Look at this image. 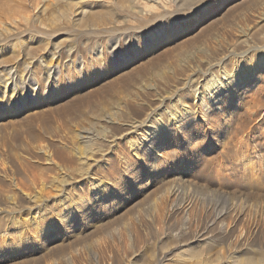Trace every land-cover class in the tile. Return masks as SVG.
I'll return each instance as SVG.
<instances>
[{"label":"rangeland","instance_id":"374dc122","mask_svg":"<svg viewBox=\"0 0 264 264\" xmlns=\"http://www.w3.org/2000/svg\"><path fill=\"white\" fill-rule=\"evenodd\" d=\"M201 2L202 0H188L184 3H180L177 0H0V32L6 29H16V27L19 31H25V34L30 30V32L33 30L43 32L42 34H35L33 31V33L29 34H35L37 37L39 35L41 39L45 38L43 40L45 44L42 43L40 50L34 56L35 58L32 57L38 62H43V65L47 66L49 64L48 66L51 67L54 64L51 61L53 57L51 54L53 53L57 54L60 52L63 56L60 62L62 74L60 73V78H58L61 82L56 80L46 83V87L41 94L45 95L48 91L60 92V98L49 101L40 108L29 112H23L18 109L12 115L9 114L1 120L0 141L5 147L4 150L10 153L14 149L15 151L13 150V152L15 154L27 155L26 144L32 141V136H35L38 144L44 142L43 144L51 146L53 150L59 153H66L68 155V162L66 163L68 170H65L68 172L66 173H70L69 175H72V177H79L83 173L81 170L86 172L88 164L80 160V157L74 151H71L70 146L66 148L63 143H60V137L68 132L67 129L70 126L72 128L73 125L80 124V130H89L97 134L101 131L99 130L101 121L110 118L114 112L123 109V113L118 114L117 120L119 121H117L116 128H111V132H113L109 136H114L109 138V141H111L126 134L124 125L128 122L126 114L129 110L133 112L130 116L135 119H143L146 114L151 113L153 110L154 113L156 112L155 115L162 110H165L164 112L167 114L171 109V102L179 94L190 91L192 96L199 95L202 91V85L212 78L209 74L211 72L209 63H217L225 58L226 61H223V65L229 66L226 67L227 70L225 71L230 74L237 62L239 63L242 60L248 59L250 63L260 64L262 53L258 51H253L251 52L252 54L249 53L243 58L240 56L236 57L234 54L240 53L239 51L243 53L251 46L253 47V45H260V47L264 45V0H218L211 12L208 10L197 11ZM80 12H84L83 15ZM81 20L83 25L78 24L81 23ZM19 22L21 23L20 26ZM10 26L12 27L10 28ZM35 27L37 28L35 29ZM246 27H249L248 30L245 29ZM50 28L58 35V40L53 41L51 39L52 31H49ZM148 29H153L157 34H155L156 36L153 34L154 36L151 40V42H156L153 48H148L146 45V37L148 40L151 38L146 36ZM245 31L254 36L250 37L252 39L251 42L246 38ZM240 32L244 33L240 35ZM46 39L47 43L45 42ZM23 40L25 41V38ZM15 42L17 43L15 48L19 46L18 49L22 51V46L26 42L21 43V41L17 40ZM238 43L240 44L237 46ZM110 48L113 51L125 48L132 55L110 62V57L113 54L109 51ZM18 49L15 51L17 53L21 52ZM72 50L73 52H71ZM51 51L54 52L51 53ZM70 52L72 53V57H70L75 61L70 59V57L67 58ZM226 57L228 58L226 59ZM130 58L135 59V62L120 68ZM14 62L16 63L15 59L9 62L10 65L0 64V68L2 66H12L15 64ZM35 63L36 61L33 62L35 75L41 76L44 71L39 64ZM69 63L72 64L73 68ZM69 66L70 68L68 69ZM37 70L41 72L38 73ZM216 70L217 68L212 70V72ZM225 71L217 75L219 80L225 78ZM183 88L185 89L183 90ZM197 88L198 91H196ZM66 90H68L69 94L65 92ZM240 92L242 93L243 91ZM261 92L264 93V90ZM124 94L125 96L127 95V98ZM260 95L255 96L250 104L251 111L243 110L245 112L237 113L232 119L221 116L223 123L218 124L220 136L215 135V139L212 137L199 159L192 160L190 158L188 163L168 168L166 171L161 169L159 171L153 170L135 188L130 190L121 189L118 193H112V207L106 212L107 215L105 213V217H98L97 214L94 216L87 215V219L71 221L62 231L48 232L46 237H38L37 230L39 232V229H31L30 225L34 223L31 224L25 216L30 213L31 215L29 216L31 217L35 213L39 218L42 215L58 214L57 210L61 209V204L59 205L56 202L55 197H59L64 191V185L61 182L67 179L62 174L65 171H60L56 166L50 165L44 159L38 157V159L33 158L28 161L25 174L20 172L19 178H24L25 182L29 184L30 180L38 179L37 187L30 185L29 188L30 192L35 197L37 196V201L43 204L41 207L38 204L27 202L24 194L15 192L5 179L0 178V209L6 213V218L0 220V237L3 235V239L7 240L5 241L6 243L10 241L11 235L17 232L12 221L15 218H19V216L20 219L27 221L25 226H29L25 229L26 232L24 234L26 235L23 238H19L16 244L21 239H26V236L31 233L34 237L37 235L36 239L28 242L29 246L24 250L25 252L22 254L16 251L13 252V255L18 257V259L10 262V264H127V262L128 264H157V259L167 262L165 264H193L192 260L197 256L207 259L213 255L214 258V254L222 253V251H224L222 254L232 252L230 254L236 255L239 260H242L246 256L244 254L238 255L236 252H248L249 250V252L258 251L264 256V158H262L264 156L262 155L264 154V132L262 131L264 127L258 125L253 130L249 144L251 145V151L256 149L258 152V155L256 154V157L252 158V162L260 170L263 168L262 174L259 173L260 178L250 177L251 174L243 172L241 169L232 170L233 164H235L233 159L236 157V151L231 144L233 141H237L246 130L248 131L249 124V127L257 124L258 120L252 117L253 112L259 111L260 117L264 116V98ZM87 110L90 111L87 112ZM81 112H85V116L80 119L77 114ZM237 115L238 117H236ZM75 117H77V120H74L76 119ZM91 117H96V119ZM228 119L231 122L227 124L226 121ZM214 121L216 120L214 119ZM51 129V135L46 134ZM59 129L60 131H58ZM231 129L234 130L232 131ZM228 136L230 139H226L229 138ZM74 141L76 146H78L80 143L78 139ZM256 143L258 144L256 145ZM79 146L81 147V144ZM255 146L257 147L255 148ZM91 148L97 153L96 156L98 157L102 155L103 151L106 153L110 151L108 144L101 140L94 142ZM125 149H129V143L125 145ZM217 149H219L218 152ZM204 153L210 155H205ZM73 154L76 155L74 156ZM259 155L262 156L260 157ZM238 157L241 158L242 154L240 153ZM262 159L263 161L261 162ZM12 163L15 164L14 159H12ZM222 166H228L231 170L229 169V172L224 171ZM73 168L77 170L75 171ZM77 171L81 172L77 173ZM78 174L80 175L78 176ZM108 174L100 170L96 171V178L92 182L94 186H98L100 181L107 182L109 180ZM184 174L185 178L182 179L180 175ZM52 175H56L60 182L51 181V179H55ZM41 177H45L44 179L48 183L51 182V184L43 185ZM252 178L253 180H250ZM244 179L248 180L245 181ZM246 182H250L248 183L249 185ZM54 185L57 186L55 187ZM173 186L178 189L179 204L183 205L185 202V204L192 203L193 205V208L188 212L191 214L189 221H185L186 214L184 213L175 212L166 215V212L165 214L162 212V214L157 207V203L165 193V190ZM157 192H160V195ZM39 194L41 196H38ZM71 194L70 198L75 196L76 200L82 195ZM6 195L11 197L8 198ZM45 198L50 199L51 202L43 203ZM153 198L155 199L153 200ZM238 204L241 205L239 209L244 211V217L240 221H236L237 218L235 216L239 212L236 208ZM30 205L33 211L26 209ZM260 205H263V208ZM249 207L251 209H248ZM220 213L228 214L223 220L218 222L217 216ZM233 222L235 224H232ZM93 225L94 227H92ZM232 230L234 234L230 242L233 241L232 243L233 245L235 243V246L230 247L229 243H225L222 238ZM200 232L213 239L214 245L209 247L210 249L212 248L210 252L207 247H203L195 250L197 253H192L195 246V243H192L194 241L193 238ZM185 233L187 234L185 235ZM73 238L75 239L73 240ZM129 238L134 239L130 240ZM245 241L248 242L246 243ZM215 245L216 247H214ZM243 248L245 249L243 250ZM81 250L84 251L82 252ZM50 253L53 254L51 255ZM229 253L224 256H229Z\"/></svg>","mask_w":264,"mask_h":264},{"label":"bare ground","instance_id":"6f19581e","mask_svg":"<svg viewBox=\"0 0 264 264\" xmlns=\"http://www.w3.org/2000/svg\"><path fill=\"white\" fill-rule=\"evenodd\" d=\"M178 2L180 3H184L188 0H177ZM45 11V10H44ZM79 11V10H78ZM83 13L84 12H80ZM77 14V13H75ZM11 15V14H10ZM80 15V14H79ZM85 15V14H84ZM10 17V16H9ZM77 17V16H76ZM11 18V17H10ZM14 18V17H13ZM99 18V17H98ZM37 19V18H36ZM2 20V19H1ZM18 20V19H17ZM16 20V21H17ZM21 20V19H20ZM25 20V19H24ZM30 20V19H29ZM38 20V19H37ZM263 20V19H262ZM5 21V20H4ZM3 21V22H4ZM28 21V20H26ZM57 21V20H56ZM86 21V20H84ZM99 22L101 20H98ZM7 22V21H5ZM15 22V21H14ZM13 22V23H14ZM25 22V21H24ZM30 22V21H28ZM36 22V21H35ZM58 22V21H57ZM102 22V21H101ZM2 23V22H1ZM12 23V22H10ZM16 23V22H15ZM20 23V22H19ZM23 23V21H22ZM40 23V21H39ZM43 23V22H42ZM82 20H81V23H78V24H82ZM85 23V22H84ZM6 24V23H5ZM32 24V23H30ZM13 25V24H11ZM21 25V23L19 24V26ZM26 25V23H25ZM29 25V24H28ZM27 25V26H28ZM41 25V24H40ZM45 25V24H44ZM53 25V24H52ZM83 25V24H82ZM81 25V26H82ZM8 26V25H7ZM36 26V24H35ZM49 26V25H48ZM88 26V25H87ZM248 26V25H246ZM251 26V25H250ZM249 26V27H250ZM12 26H10L11 28ZM33 27V25H32ZM31 27V28H32ZM54 27V26H53ZM248 27V28H249ZM30 28V29H31ZM37 27H35L36 29ZM42 28V26H41ZM244 28V27H242ZM241 28V29H242ZM248 28L246 27L245 29L248 30ZM43 29V28H42ZM48 29V28H46ZM237 30V29H236ZM251 30V28H250ZM27 31V30H26ZM31 31V30H30ZM28 31L27 34H25L26 32L25 31H19L16 27V29H11V30H2L0 32V64L2 65H7L9 64L10 61L12 60H16V63L13 64L12 66H2L0 68V121L3 120L6 116H8L9 114H13L15 113V111H17L18 109L20 111H23V112H29V111H32V110H35V109H38L40 108L41 106L45 105V103L47 102H51L52 100L54 101L55 99H59L60 98V92H55L54 91H46L45 95H41L43 90L45 89L46 87V83H50V82H54L56 80H58V82L60 81L58 78L60 73L62 74V66L60 65L61 63V58L63 57L61 55V53H53L54 51H51V55H53L51 61L54 62V64L49 67L48 65H43L41 62H38V60H34L32 57L35 56V54L40 50V47L42 46V43L44 42L43 40L44 39H41V37H37V35L35 34H42L41 32L39 31H35V36L32 34V35H29L30 33H33ZM48 31V30H47ZM49 31H52L51 28L49 29ZM48 31V33H49ZM59 31V30H58ZM250 32V31H249ZM264 32V31H263ZM54 31H52L51 35H52V38L53 41H55L58 37V35L55 33ZM92 33V32H91ZM104 33V32H103ZM108 33V32H107ZM242 32H240V35H241ZM244 33V32H243ZM242 33V34H243ZM252 33V31H251ZM25 34V35H24ZM45 34V32H44ZM50 34V33H49ZM47 34V35H49ZM156 34L155 31H153V29H148V33L146 36H149L151 37L149 40L147 39L146 37V42H147V46L148 48H153L156 44V42H151L153 36ZM254 34V33H253ZM104 35V34H103ZM157 35V34H156ZM155 35V36H156ZM258 35V34H257ZM50 36V35H49ZM98 36V35H97ZM245 36L248 40H250L249 42H251V38L253 35H250V33H247L245 31ZM242 37V36H241ZM254 37V36H253ZM25 38V41L23 40ZM48 38V37H47ZM245 38V40H246ZM21 41V43H25V45L22 46V51L19 48H15V46L17 45V43L15 41ZM49 40V39H48ZM58 40V39H57ZM150 41V42H149ZM15 42V43H14ZM47 43V39L45 41ZM246 42V41H245ZM257 43V42H256ZM45 44V43H43ZM59 44V43H58ZM223 44V43H222ZM240 43L237 44V46L239 45ZM248 44V43H247ZM251 44V43H250ZM255 44V43H254ZM224 46V45H222ZM219 47V46H218ZM15 48V49H14ZM21 48V47H20ZM136 48V47H135ZM220 48V47H219ZM218 48V49H219ZM222 48V47H221ZM235 48V47H234ZM18 49L20 50L21 52L17 53L15 50ZM217 49V50H218ZM225 49V48H224ZM45 50V49H43ZM241 50V49H240ZM47 51V50H46ZM60 51V50H59ZM68 51V50H67ZM70 51V49H69ZM221 51V50H220ZM236 51H237V48H236ZM245 51V50H244ZM253 51H258L259 53H262V60H260V64L258 63L257 66H264V45L260 47V45H253V47L251 46L248 50H246L245 52L241 53V51H239L240 53H237V54H234L236 57L240 56L241 58L245 57L247 54L253 52ZM73 52V50L71 51ZM69 53L67 58H69L71 56L72 53ZM233 52V51H232ZM231 52V53H232ZM50 54V53H49ZM67 54V53H66ZM226 54V53H225ZM252 54V53H251ZM46 55V53H45ZM39 56V55H38ZM42 56V54H41ZM139 56V55H138ZM72 57V56H71ZM70 59H73L71 58ZM229 57V56H228ZM226 57V59L228 58ZM35 58V57H34ZM69 59V60H70ZM215 59V58H214ZM231 59V58H230ZM234 59V57H233ZM32 60V61H31ZM68 60V59H66ZM74 60V59H73ZM225 60V58H224ZM224 60H221V61H218L217 63H209V70H211V72L209 73L212 78L207 80L205 82L204 85H202V90L203 91H211L214 87L217 86V84L221 81L219 80V77L217 75H219L221 72H224L225 70H227V66L228 65H223V61ZM248 60V59H247ZM36 61L37 64H39L43 69V73H41L42 75L37 76L35 75V70H34V66H33V62ZM75 61V60H74ZM207 61V60H206ZM226 61V60H225ZM228 61V60H227ZM243 61V60H242ZM66 62V61H65ZM72 62V61H71ZM135 62V59L133 58H130L129 60L126 61V63L124 65H121L120 68L122 67H126L127 65H130L131 63ZM35 63V64H36ZM63 63V61H62ZM76 63V62H75ZM230 63V62H229ZM238 63V62H237ZM46 64V63H45ZM56 64V65H55ZM71 64V63H69ZM68 64V65H69ZM10 65V64H9ZM72 67V64L70 65ZM70 66L68 67V69L70 68ZM118 66V65H117ZM116 66V67H117ZM231 66V65H230ZM39 67V66H38ZM75 67V66H74ZM208 67V66H207ZM229 67V66H228ZM54 68V70L52 71V69ZM67 68V67H66ZM65 68V69H66ZM73 68V67H72ZM192 68V67H191ZM195 68V67H194ZM193 68V69H194ZM197 68V67H196ZM217 68L216 71L212 72V70H215ZM39 69V70H41ZM38 71V73H40ZM163 70V69H162ZM207 70V69H206ZM76 71V70H75ZM73 72V71H72ZM226 72V71H225ZM160 73V71H159ZM164 73V72H163ZM70 74V72H69ZM73 74V73H72ZM206 74V72H205ZM224 74V73H223ZM232 74V73H231ZM230 73H225V78H229L231 76ZM64 75V74H63ZM62 75V77H63ZM160 75V74H159ZM164 75V74H163ZM68 76V75H67ZM70 76V75H69ZM166 77V75H164ZM72 77V76H71ZM69 78V77H68ZM74 78V76H73ZM225 78H222V79H225ZM62 79V78H61ZM70 79V78H69ZM261 79H264V77H262ZM72 80V79H71ZM169 80V79H168ZM217 80V81H216ZM63 81V80H62ZM167 81V80H166ZM61 82V81H60ZM191 82V81H190ZM78 84V83H77ZM192 84V83H191ZM60 85V84H59ZM190 85V84H189ZM57 86V85H56ZM173 86V85H172ZM190 87V86H189ZM222 87V85H221ZM257 89H258V93L256 94H253L247 98H245V92L243 91L242 93L240 91H237L236 89H233L232 90V93H228L227 91H225L224 93V96L221 97V100L223 101V110L221 111V116H225V117H228V118H231L234 117L237 113L239 112H242L243 110H250L251 111V107H250V104L252 103L253 99L255 96L261 94L262 90H264V84H261V85H256L255 86ZM135 88V86H134ZM194 88V87H193ZM55 89V88H54ZM80 89V88H79ZM128 89V88H127ZM153 89V88H152ZM180 89V88H179ZM185 88H183L184 90ZM178 90V89H177ZM76 91V90H75ZM180 91V90H179ZM195 91V90H194ZM196 91H198V88L196 89ZM65 92H68V90H66ZM71 93V92H70ZM124 93V92H123ZM126 93V92H125ZM69 94V92H68ZM125 96V94H124ZM261 96V95H260ZM78 97V96H76ZM127 98V95L125 96ZM162 97V96H161ZM227 97H230V102L228 99H226ZM124 98V97H123ZM160 98V97H159ZM74 99V98H73ZM105 99V98H104ZM164 99V98H163ZM122 100V99H121ZM159 100V99H158ZM164 101V100H163ZM163 103V102H162ZM161 103V105H162ZM128 106V105H127ZM149 106V105H148ZM105 107V106H104ZM117 107V106H116ZM150 107V106H149ZM157 107V106H156ZM166 107V106H165ZM253 107V106H252ZM84 108V107H83ZM148 108V107H147ZM163 108V107H162ZM77 109V107H76ZM84 110V109H82ZM86 110V109H85ZM107 110V109H106ZM123 109H121L120 111H116L112 114V116L108 119H104L103 121H101L100 123V128L99 130H101L100 132H98L97 134L94 133V132H90L89 130H86V131H82L79 129V127H81L80 124H76V125H73V127L71 128V123H70V128L67 129V133L64 135H62L60 137V143H63V146L66 147V148H69V146L71 147V151H74L78 157H80V160H83L84 163L88 164V168L85 170L86 172H84L83 170H81L83 173L78 174L79 177H72V175H69L70 173H66L68 171H65L67 169L66 167V163L68 162V155L64 152L62 153H59L58 151L56 150H53V148L51 146H48V145H45V144H38L37 143V137L35 136H32L31 138V142H28L26 144V150H28L27 152V155H22V154H15L13 152V150L9 153L7 151L4 150L5 147H3V143L0 141V178H3L7 181V183L9 184V186L15 191V192H21L22 195L24 194L27 202H29L30 204H38L39 207H41L43 204L42 203H39L37 201V196L35 197L31 192H30V185H33V186H36L37 187V184H38V179H34V180H30V184L25 182L24 178H19V174L20 172L22 173H26V166H27V163L29 160L31 159H38V157H41L42 159H44V161H46V163L50 164V165H53V166H56L57 168H59L60 171L64 170L65 172H63L62 174H64L65 178L67 177L66 180H63L61 183L64 185V191H62V194L59 195V197H55V200L56 202L60 205V208H62V206L65 204V203H68L69 205L71 204H74V203H80V202H83L87 197L88 195L95 189V187L97 186H94V183L93 182V179L96 178V175H95V172L100 170L102 172H107L105 169H103L100 165L103 163L104 161V158L105 156L111 152V149H113L114 147L118 146L121 141H128L129 143V149L134 147L138 141H135V140H130L129 137L131 136H135L136 133L144 128L146 125H148L149 121L152 120L153 117H155V113H154V110L151 112V113H148L144 116L143 119H135V118H132L130 115L133 113L131 112L129 109V112L126 114V119H128V122L127 124L125 123L124 125V132H126V134L122 135L121 137L119 138H115L114 140H111L109 141L110 139L109 138H113L114 136H109L112 132H111V128H116V125L118 124L117 121V118H118V114L119 113H123L122 111ZM168 110V109H167ZM166 110V111H167ZM78 111V110H77ZM90 110H87V112H89ZM93 111V110H92ZM125 111H127L125 109ZM165 111V110H164ZM249 111V112H250ZM97 112V111H96ZM102 112V111H101ZM245 112V111H243ZM248 112V111H247ZM103 113V112H102ZM67 114V113H66ZM248 114V113H247ZM78 118H82L83 116H85V112H81V113H78L77 114ZM245 115V114H244ZM250 115V113H249ZM262 115V114H261ZM39 116V115H38ZM91 116V115H90ZM94 116V115H93ZM96 116V115H95ZM100 116H103V115H100ZM77 117H75L76 119L74 120H77ZM105 117V116H104ZM238 117V115L236 116ZM239 117H240V114H239ZM243 117V115H242ZM251 117V115H250ZM252 117H254L257 121V124L256 125H253L251 127L250 124L248 126V131L246 130L243 135L241 137H239V139L237 141H233L231 144L234 146L235 148V154H236V157L234 160V163L233 164V168L232 170L234 169H241L243 170V172H248L250 175V177H253V178H260L259 177V173L262 174L263 172V168L260 170V168L256 165H254L252 162V158H254V156L257 154L258 155V152L256 151V149H254L253 151H251V145L250 144V139H251V134H253V130L259 125H261V127H264V116L263 117H260V112L259 111H255L253 112L252 114ZM91 118H95L96 117H91ZM99 118V117H98ZM260 118V119H259ZM35 119V118H34ZM100 119H102L100 117ZM240 119V118H239ZM73 120V119H72ZM89 120V119H88ZM99 120V119H97ZM80 121V120H79ZM90 121V120H89ZM238 121V120H237ZM93 122V121H92ZM100 122V121H99ZM126 122V121H125ZM214 122H217V121H214ZM227 124L230 121V119H228L227 121ZM239 122V121H238ZM45 123V122H44ZM81 123V121H80ZM85 123V122H84ZM235 123V122H234ZM232 123V124H234ZM67 126V124H65ZM88 125V124H87ZM224 125V124H223ZM47 126V125H46ZM63 126V125H61ZM235 126V125H234ZM237 126V125H236ZM29 127V126H28ZM51 127V126H50ZM58 127V126H57ZM120 127V126H119ZM42 128V127H41ZM94 128V127H93ZM231 128V127H230ZM56 130V128H54ZM61 129V128H60ZM60 129L58 131H60ZM229 129V128H228ZM262 129V128H261ZM46 130H47V127H46ZM97 130V128H96ZM225 130V129H224ZM232 131L234 129H231ZM123 131V130H122ZM264 132V130H262ZM261 131V132H262ZM1 132V131H0ZM46 132V131H45ZM49 133H46V134H49L51 135V132H52V129L51 130H48ZM56 132V131H55ZM54 132V133H55ZM238 132V130H237ZM42 133V132H41ZM52 133V134H54ZM116 133V132H115ZM227 133V132H226ZM234 133V132H233ZM240 133V132H239ZM31 134V133H30ZM44 134V132H43ZM228 134V133H227ZM231 134V133H230ZM32 135V134H31ZM58 135V134H57ZM235 135V134H234ZM220 136V135H219ZM254 136V135H253ZM55 137V136H54ZM229 137V136H228ZM42 138V137H41ZM49 138V136H48ZM216 137L213 136V139H215ZM219 138V137H218ZM261 138V137H260ZM7 139V138H6ZM16 139V138H15ZM77 140L80 142L79 144H81V147L79 146H76L75 144V141L74 140ZM226 139H230L229 138H226ZM237 139V138H236ZM52 140V139H51ZM99 140L103 141V142H106L108 144V149L110 150L109 152H103L101 153L102 155L100 157L96 156L97 153H95L91 148V145L96 141L98 142ZM232 140V139H231ZM257 140V139H256ZM6 141V140H4ZM3 141V142H4ZM9 141V140H8ZM225 141V140H224ZM54 142V141H52ZM216 142V141H215ZM226 142V141H225ZM257 142V141H256ZM5 143V142H4ZM58 143V141H57ZM77 143V141H76ZM252 143V142H251ZM11 144V143H10ZM21 144V143H20ZM56 144V143H55ZM226 144V143H225ZM258 143H256L257 145ZM228 145H230L228 143ZM227 145V146H228ZM128 146V145H127ZM257 146H255L256 148ZM260 147V146H259ZM258 149V148H257ZM69 150V149H68ZM124 149H122L123 151ZM126 150V149H125ZM211 150V149H210ZM232 150V149H231ZM15 151V150H14ZM23 151V150H22ZM70 151V150H69ZM70 151V153H71ZM19 152V151H17ZM21 153V152H20ZM64 153V154H63ZM240 153L242 154V157L239 158L238 155L240 156ZM72 154V153H71ZM75 154V155H76ZM261 154V153H260ZM74 155V154H73ZM74 155V156H75ZM264 155V154H262ZM261 155V156H262ZM260 156V155H259ZM260 156V157H261ZM256 157V156H255ZM29 158V159H27ZM71 158V157H70ZM73 158V157H72ZM101 158V159H100ZM205 158V157H204ZM262 158H264V156H262ZM12 159L15 160V164L12 163ZM199 159V158H198ZM232 159V158H231ZM71 161V160H70ZM263 161V159L261 160V162ZM81 162V161H80ZM82 163V162H81ZM39 164V163H38ZM79 165V164H78ZM231 165V164H230ZM46 166V165H45ZM81 166V165H79ZM45 168V167H44ZM47 168V167H46ZM53 168V167H52ZM259 168V169H258ZM71 169V168H70ZM82 169V167H81ZM167 170V169H163L161 168V166L157 165V166H154V170ZM231 168H229L228 166H222V170L224 171H230ZM51 170V169H50ZM68 170V169H67ZM73 170H77L75 168H73ZM80 170V169H79ZM174 170V169H173ZM190 170V169H189ZM71 171V170H70ZM81 171H77L78 172H81ZM46 172V171H45ZM73 172V171H72ZM193 172V171H192ZM227 172V173H228ZM242 172V171H241ZM242 172V173H243ZM109 172H107L108 174ZM233 173V172H232ZM61 174V175H62ZM73 174H75L73 172ZM106 174V173H105ZM226 174V173H225ZM59 175V174H58ZM109 175V174H108ZM54 176V180L51 179V181L53 182H60V179L56 177V175H52ZM60 176V175H59ZM182 179L185 178V174L184 175H180ZM245 176V175H244ZM248 176V175H247ZM31 177V176H30ZM230 177V176H229ZM242 177V176H241ZM262 177V176H261ZM45 178V177H44ZM43 177H41V181H43V185H48V184H51L48 183V181L46 179H44ZM62 178V177H61ZM161 178V177H160ZM193 178V177H192ZM249 178V176H248ZM250 179V180H253ZM181 179V180H182ZM263 179V178H262ZM166 180V179H164ZM178 180V179H177ZM245 180V179H244ZM248 180V179H246ZM245 180V181H246ZM188 181V179H187ZM259 181V180H257ZM261 181V180H260ZM52 182V183H53ZM163 182V181H162ZM179 182V181H178ZM3 183V182H2ZM41 183V182H40ZM100 183H102L100 181ZM164 183V182H163ZM177 183V182H176ZM190 183V182H189ZM250 183V182H248ZM246 182V184H248ZM261 183V182H260ZM55 184V183H54ZM175 184V183H174ZM180 184V183H179ZM98 185V184H97ZM185 185V184H184ZM195 185V184H194ZM197 185V184H196ZM249 185V184H248ZM257 185H258V182H257ZM55 186V185H54ZM57 186V185H56ZM55 186V187H56ZM60 186V185H59ZM58 186V187H59ZM191 186V185H190ZM48 187V186H47ZM178 187V186H177ZM256 187V185H255ZM258 187V186H257ZM141 188V187H140ZM254 188V187H253ZM3 189V188H1ZM60 189V188H59ZM165 189V188H164ZM35 190V189H34ZM57 190V189H56ZM63 190V189H62ZM161 190V189H160ZM58 191V190H57ZM180 192V190H179ZM260 192V191H259ZM44 193V192H43ZM70 193H74L79 196V194H82L80 196V198H78V200L75 199V196L74 198H70L72 196V194L70 195ZM158 193V192H157ZM160 193V192H159ZM158 193V194H159ZM163 193V192H162ZM3 194V193H2ZM17 194V193H15ZM42 194V193H41ZM45 195V194H43ZM153 195V194H152ZM160 195V194H159ZM7 196V195H6ZM13 196V195H12ZM21 196V195H20ZM38 196H41L40 194ZM56 196V195H55ZM77 196V197H78ZM158 196V195H157ZM259 196V195H258ZM8 198L9 195L7 196ZM45 197V196H44ZM47 197V196H46ZM76 197V198H77ZM113 197V196H112ZM122 197V195H121ZM180 197V196H179ZM243 197V196H242ZM249 197V196H247ZM16 198V197H15ZM14 198V199H15ZM41 198V197H40ZM39 198V199H40ZM190 198V197H189ZM251 198V197H250ZM114 199V198H113ZM118 199V198H117ZM155 198H153L154 200ZM184 199V198H183ZM194 199V198H192ZM249 199V198H248ZM252 199V198H251ZM260 199V198H259ZM264 199V198H263ZM16 200V199H15ZM42 200V199H40ZM39 200V201H40ZM54 200V201H55ZM152 200V201H153ZM178 200V189L174 188L173 187H169L168 189L165 190V193L161 196V199L159 200V202L157 203V207L159 209V211L162 213L166 212V215H169L170 213H184L186 214V219L185 221H189L190 220V216L191 214L188 213L193 207L192 203H187L183 205L179 204V200ZM245 200V199H243ZM250 200V199H249ZM248 200V201H249ZM256 200V199H255ZM261 200V199H260ZM51 202L50 199L48 198H45V200L43 201L44 202ZM121 201V200H120ZM185 201V200H184ZM187 201V200H186ZM196 201V200H195ZM199 201V200H198ZM257 201V200H256ZM255 201V202H256ZM263 201V200H262ZM9 202V201H8ZM42 202V201H41ZM157 202V200H156ZM155 202V203H156ZM236 202V201H235ZM238 202V201H237ZM254 202V201H252ZM26 203V202H25ZM24 203V204H25ZM89 203H92L93 204V208L91 211L89 212H85V213H82L80 216H79V220L81 219L82 221L87 219V215H96L98 217H105V213L110 209L111 204H112V199H111V195L109 196H106L104 198H100V197H97L96 201L93 203L92 201H89ZM118 203V202H117ZM195 203V202H194ZM245 203V202H244ZM28 204V203H27ZM51 204V203H50ZM119 204V203H118ZM198 204V202H197ZM233 204V203H232ZM242 204V203H241ZM264 204V202H263ZM26 205V204H25ZM29 205V204H28ZM48 205V204H47ZM46 205V206H47ZM236 205V204H235ZM56 206V205H55ZM250 206V205H249ZM255 206V205H254ZM261 206V205H260ZM14 207V206H13ZM57 207V206H56ZM55 207V208H56ZM155 207V206H154ZM235 207V206H233ZM241 207L240 204H238V206L236 207L237 210L239 211L237 213L236 218L237 220L236 221H240L242 220V218L244 217V211H241L239 208ZM248 207V206H247ZM2 208V207H1ZM4 208V207H3ZM58 208V207H57ZM261 208H263V205L261 206ZM26 209H31L30 211H33L32 210V206L30 205L28 208ZM198 209V208H197ZM233 209V208H232ZM248 209H251L250 207ZM22 210V209H21ZM20 210V211H21ZM235 210V211H237ZM245 210V209H244ZM261 210V209H260ZM19 211V210H18ZM29 211V212H30ZM229 211V210H227ZM23 212V211H21ZM21 212H20V215H21ZM45 212V211H44ZM56 212V211H55ZM198 212V211H197ZM220 212V211H219ZM258 212V211H256ZM34 213V212H33ZM192 213V212H191ZM246 213V212H245ZM248 213V212H247ZM251 213V212H250ZM249 213V214H250ZM262 213V212H260ZM11 214V213H10ZM17 214V213H16ZM163 214V213H162ZM228 213H220L218 216H217V221L219 222L220 220H223L224 217L227 215ZM263 214V213H262ZM31 215L30 213L27 214L25 216V218L27 217V220L29 222L32 223H36L40 220H42V216L38 218V216L35 214L33 216H29ZM107 215V213H106ZM198 215V214H197ZM264 215V214H263ZM234 216V215H233ZM38 219H37V218ZM108 217V216H107ZM158 217V216H157ZM6 218V213L0 209V220L2 219H5ZM216 218V217H215ZM233 218V217H232ZM248 218V217H247ZM155 219V218H154ZM194 219V218H193ZM251 219V218H250ZM77 219H72V218H68L65 223L67 224L66 226H68V223H70L71 221H75ZM230 220V219H229ZM234 221V220H233ZM264 221V220H263ZM26 220L25 219H20V216L19 218H15L12 223L14 225V227L16 228V235H11V238L9 239L10 241H12L13 243H16V241L19 239V238H23L26 234H24L25 229L27 228V226L29 225H26ZM216 222V220H215ZM244 222V221H243ZM250 222V221H249ZM257 222V221H256ZM11 223V224H12ZM103 223V222H102ZM187 223V222H186ZM9 224V223H8ZM30 224V223H29ZM231 224V223H230ZM232 224H235L234 222ZM241 224V223H240ZM10 225V224H9ZM74 225V224H73ZM251 225V224H250ZM12 226V225H11ZM31 226V225H30ZM72 226V225H71ZM231 226V225H230ZM243 226V225H242ZM254 226V225H253ZM9 227V226H8ZM94 227V225L92 226ZM91 227V228H92ZM96 227V226H95ZM103 227V226H102ZM6 228V227H5ZM10 228V227H9ZM29 228V227H28ZM84 228V227H83ZM249 228V227H247ZM232 229V228H231ZM244 229V228H243ZM2 230V229H1ZM12 230V228H11ZM205 230V229H204ZM8 231V230H6ZM5 231V232H6ZM35 231V230H34ZM96 231V230H95ZM242 231V230H241ZM247 231V230H246ZM9 232V231H8ZM38 232V230H37ZM51 232V231H50ZM83 232V231H82ZM238 232V231H237ZM255 232V230H254ZM4 233V231H3ZM35 233V232H34ZM75 233V232H74ZM128 233V232H127ZM130 233V232H129ZM246 233V232H245ZM6 234V233H5ZM28 234V233H27ZM32 234V233H31ZM187 233H185L186 235ZM233 234H234V231H230V233L228 232V234L222 238L223 241L226 243L228 242L229 243V246H235V243L233 245V241L230 242V240H232V237H233ZM240 234V232H239ZM242 234V233H241ZM244 234V232H243ZM247 234V233H246ZM251 234V233H250ZM256 234V233H255ZM79 235V234H78ZM91 235V234H90ZM124 235V234H123ZM47 235L44 234L42 236H38V237H46ZM74 236V235H73ZM76 236V235H75ZM133 236V235H132ZM130 236V237H132ZM242 236V235H241ZM249 236V235H248ZM5 237V236H4ZM69 237V236H68ZM125 237V236H124ZM212 237V236H211ZM237 237V236H236ZM245 237V236H244ZM9 238V237H7ZM37 238V235L35 236V239ZM136 238V237H135ZM75 238H73L74 240ZM130 240L131 239H134V238H129ZM139 239V238H138ZM174 239V238H173ZM194 241H192V243H195V246L193 247L194 251H192V253H197L195 252V250H198V249H202L203 247H207L208 248V251L210 252L212 250V248L210 249L209 247H213V239H211L209 236H207L205 233H198L197 236L195 238H193ZM235 239V238H234ZM233 239V240H234ZM244 239V238H243ZM246 239V238H245ZM26 239H21V241H25ZM65 240V239H64ZM136 240V239H135ZM141 240V239H140ZM183 240V239H182ZM219 240V238H218ZM240 240V239H239ZM242 240V239H241ZM7 240H4L3 239V235L0 237V243H5ZM41 241V240H40ZM39 241V242H40ZM174 241V240H173ZM177 241V240H176ZM20 242L17 244L18 247L16 248V252H18L19 254H22L23 252H25L24 250H26V248H28L29 246V241H26L23 246H19ZM61 242V241H60ZM69 242V241H68ZM76 242V241H75ZM138 242V241H137ZM175 242V241H174ZM215 242V241H214ZM239 242V241H238ZM246 242V241H245ZM248 242V241H247ZM246 242V243H247ZM63 243V242H62ZM72 243V242H71ZM78 243V242H77ZM237 243V242H236ZM166 244V243H165ZM197 244V245H196ZM217 244V243H216ZM241 244V242H240ZM61 245V244H60ZM238 245V244H237ZM47 246V245H46ZM170 246V244H169ZM180 246V245H179ZM182 246V245H181ZM187 246V245H186ZM247 246V245H246ZM249 246V245H248ZM44 247V246H43ZM56 247V246H55ZM175 247V246H173ZM177 247V246H176ZM185 247V246H184ZM188 247V246H187ZM216 247V245L214 246ZM76 248V247H74ZM82 248V247H81ZM79 248V249H81ZM180 248V247H179ZM229 248V247H228ZM246 248V247H245ZM243 248V250L245 249ZM249 248V247H248ZM83 249V248H82ZM164 249V248H163ZM162 249V250H163ZM173 249V248H172ZM171 249V250H172ZM189 249V248H188ZM44 250H46V248H44ZM43 250V251H44ZM48 250V249H47ZM177 250V249H176ZM226 250V249H225ZM230 250V249H229ZM247 250V249H246ZM82 251V250H81ZM80 251V252H81ZM84 251V250H83ZM82 251V252H83ZM165 251V250H163ZM186 251V250H185ZM191 251V250H190ZM207 251V252H208ZM214 251V250H213ZM216 251V250H215ZM235 251V250H234ZM233 251V252H234ZM237 251V250H236ZM250 251V250H249ZM243 252V251H238L236 252L238 255L240 254H244V256H246L245 258H243L242 260H239V257L236 256V255H233V254H230L232 252H228L230 255L229 256H224L226 254H222L224 251H222V253H217V254H214V258H213V255H211L210 257H208L207 259H202L201 256H197L194 260H192L194 263L193 264H211V263H217V264H229V263H232V264H264V256L261 254V253H258L255 252V251H251V252ZM263 251V250H262ZM78 252V253H80ZM168 252V251H167ZM166 252V254H168ZM175 252V251H174ZM187 252V251H186ZM217 252V251H216ZM261 252V251H260ZM72 253V252H71ZM70 253V254H71ZM85 253V252H84ZM184 253V252H183ZM199 253V252H198ZM227 253V254H228ZM42 254V253H41ZM51 254V253H50ZM53 254V253H52ZM51 254V255H52ZM172 254V253H171ZM186 254H190V253H186ZM226 254V255H227ZM33 255V254H32ZM165 255V253H164ZM202 255V253H201ZM210 255V254H209ZM73 256V255H72ZM163 256V255H162ZM190 256V255H189ZM47 257V256H46ZM63 257V256H62ZM74 257H75V254H74ZM161 257V256H160ZM165 257V256H163ZM177 258V256H175ZM174 257V259H175ZM242 257V256H241ZM22 258V257H21ZM67 258V257H66ZM81 258V257H80ZM189 258V257H188ZM190 258H192L190 256ZM51 259V258H50ZM64 259V258H62ZM73 259V258H72ZM165 259V258H164ZM172 259V258H170ZM30 260V258H29ZM48 260V259H47ZM157 264H165L167 262H164L162 259H157ZM169 260V259H168ZM46 261V260H45ZM59 261V259H58ZM129 261V260H128ZM132 261V260H131ZM130 261V262H131ZM231 261V262H230ZM48 262V261H47ZM60 262V261H59ZM58 262V263H59ZM67 262V261H66ZM77 262V261H76ZM129 262V263H130ZM44 263V262H43ZM55 263V262H54ZM69 263V262H67ZM71 263V262H70ZM78 263V262H77ZM132 263V262H131ZM139 263V262H138ZM142 263V262H141ZM145 263V262H144ZM189 263V262H188ZM191 263V262H190ZM36 264V263H35ZM57 264V263H56ZM74 264V263H72ZM128 264V262H127ZM148 264V263H147Z\"/></svg>","mask_w":264,"mask_h":264},{"label":"snow or ice","instance_id":"6c2138e0","mask_svg":"<svg viewBox=\"0 0 264 264\" xmlns=\"http://www.w3.org/2000/svg\"><path fill=\"white\" fill-rule=\"evenodd\" d=\"M217 3L218 0H202L197 11L211 12ZM109 51L113 53L110 62L132 55L125 48L116 51L110 48ZM231 71V76L222 79L211 91L202 90L197 96L190 95V91L179 94L171 102V109L167 114L163 110L157 113L148 125L140 129L135 136L129 137L130 140L138 141L134 147L122 151L128 141H121L105 156L100 166L109 172L107 182L95 187L83 202L71 205L65 203L57 210L58 214L45 215L40 222L34 223L30 228H38L37 235L40 236L50 231H62L68 218L78 219L82 213L92 210L93 204L89 201L94 203L97 197L104 198L112 193H118L121 189L135 188L152 173L154 166L159 165L163 169H168L188 163L190 158L198 159L212 137L220 134L218 124L223 123L221 97L225 91L228 93H232L233 89L244 91L247 98L258 93L256 85L264 84V79H261L264 77V66H257L247 59L237 63ZM261 97L264 98V93H261ZM226 99L230 102V97ZM214 119L218 123L214 122ZM34 239L35 237L29 234L19 246ZM17 247L18 245L12 241L0 243V264H10L18 259L13 255Z\"/></svg>","mask_w":264,"mask_h":264}]
</instances>
